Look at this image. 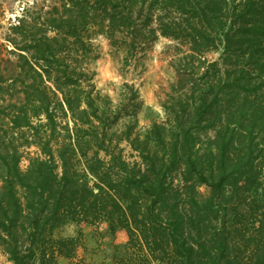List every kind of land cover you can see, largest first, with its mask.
Segmentation results:
<instances>
[{
  "label": "trees",
  "instance_id": "obj_1",
  "mask_svg": "<svg viewBox=\"0 0 264 264\" xmlns=\"http://www.w3.org/2000/svg\"><path fill=\"white\" fill-rule=\"evenodd\" d=\"M36 23L12 27L18 73L10 83L0 73V92L14 99L8 113L0 108L9 125L8 143L0 136V249L9 261L72 259L82 230L62 239L54 232L105 223L128 238L113 264H264V203L253 194L264 159V0H63L34 31ZM99 37L124 67L160 37L179 45L178 79L161 101L166 120L143 139L123 132L116 141L110 131L143 108L133 86L116 115L97 106ZM55 105L74 124L64 125L61 165L51 146ZM43 116L47 123L35 126ZM25 129L45 158L22 171L16 142ZM72 155L84 159L82 174Z\"/></svg>",
  "mask_w": 264,
  "mask_h": 264
},
{
  "label": "rangeland",
  "instance_id": "obj_2",
  "mask_svg": "<svg viewBox=\"0 0 264 264\" xmlns=\"http://www.w3.org/2000/svg\"><path fill=\"white\" fill-rule=\"evenodd\" d=\"M62 2L63 0L0 1V73L8 80V83L17 76L19 60L14 45L10 43V39L16 37L12 27L18 26L20 19H24L28 25H32L34 20L37 22V28L34 31H37L38 28L44 27L43 22L48 13L52 12L56 6H60ZM92 43L96 60L91 65V70L95 74V94L100 97L97 101L100 112L108 113L110 117L116 115L122 108L121 105L127 102L132 92L127 85L133 86L139 92L143 102V108L136 117L122 116L116 121L110 130L111 135H114L113 139L117 141L119 139L117 136H120L123 132L141 136L143 139L153 124L162 123L166 120L161 101H168L167 93L170 92L171 85L176 83L178 79L174 62L182 55L177 50L179 45L170 39L160 37L147 52H142L138 55L135 64L124 67L122 55H118L116 51L111 49L107 39L99 37ZM186 49L184 47V50ZM221 55V52L211 53L207 55V58L210 61H218ZM20 87V84H17L16 91H20ZM11 100L12 102L14 101V99L9 97L8 93L0 92V108L2 110L5 109L6 113L10 111L7 106ZM54 110L58 124L55 137H51V146L56 164L61 165L59 152L64 151V138L67 134L64 125L69 122L68 128L72 131L74 124L71 119H64L62 111L57 105H55ZM5 115L2 112L0 114V136L6 141L5 143H8V139L3 132L9 129ZM41 119V121H35V126L47 123L44 116ZM39 132L44 139L51 133L47 127L40 128ZM35 133L33 129H25L21 135H17L18 141L16 145L19 147L18 150L21 155L20 166L22 171L28 169L32 159L45 158L42 153V146L36 144L40 139L35 136ZM211 135H214V132H211ZM26 141H29L30 145L25 144ZM120 145L125 149V155L128 156L131 151L130 147L124 141ZM240 150L241 148H236L237 152ZM93 151L90 148L89 154L92 155ZM72 159L74 171L82 174L85 170L84 159L79 155H72ZM258 163L256 170L259 175L254 185V188H258V191H254L253 194L254 197H259V201L262 200L264 203V159H260ZM59 171L62 172V169L60 168ZM0 173H2L1 169ZM2 183L0 178V187ZM200 192L204 198H207L210 194V190L207 187L200 189ZM79 229L82 230L83 235L78 240L74 257L69 260L59 257V264H113L116 246H123L128 240L124 232H119L116 236H112L105 223H99L98 225L82 224L81 226L68 223L57 229L53 237L54 239L78 237ZM0 264H12L1 249Z\"/></svg>",
  "mask_w": 264,
  "mask_h": 264
},
{
  "label": "built area",
  "instance_id": "obj_3",
  "mask_svg": "<svg viewBox=\"0 0 264 264\" xmlns=\"http://www.w3.org/2000/svg\"><path fill=\"white\" fill-rule=\"evenodd\" d=\"M16 20V19H15ZM17 21V20H16ZM15 22V21H14Z\"/></svg>",
  "mask_w": 264,
  "mask_h": 264
},
{
  "label": "crops",
  "instance_id": "obj_4",
  "mask_svg": "<svg viewBox=\"0 0 264 264\" xmlns=\"http://www.w3.org/2000/svg\"><path fill=\"white\" fill-rule=\"evenodd\" d=\"M0 1H2V0H0Z\"/></svg>",
  "mask_w": 264,
  "mask_h": 264
}]
</instances>
